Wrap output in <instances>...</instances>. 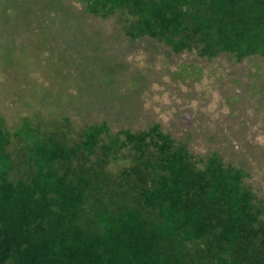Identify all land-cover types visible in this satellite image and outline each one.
<instances>
[{"label": "rangeland", "instance_id": "obj_1", "mask_svg": "<svg viewBox=\"0 0 264 264\" xmlns=\"http://www.w3.org/2000/svg\"><path fill=\"white\" fill-rule=\"evenodd\" d=\"M263 51L264 0H0V264H264V98L212 91ZM26 113L101 189L16 180Z\"/></svg>", "mask_w": 264, "mask_h": 264}, {"label": "trees", "instance_id": "obj_2", "mask_svg": "<svg viewBox=\"0 0 264 264\" xmlns=\"http://www.w3.org/2000/svg\"><path fill=\"white\" fill-rule=\"evenodd\" d=\"M248 60H250V62H248L250 66L247 72L248 75L244 77V76H240L237 72L230 71L227 73V71L225 72L222 71L224 73L220 75H224L227 73L229 77L226 78L222 77L220 78V80H218L219 78L218 76V78L215 80L216 84L214 86V89H212V91L216 93H227V96L230 97L231 99L234 98V96H239L237 93H240V95L241 93H247L244 97L248 102V104L250 106H256V103H254V101H257L256 96H258L260 99L264 98V81L260 85L259 84L255 85L252 84V80L258 78L259 76L264 79V59H257L256 57H253ZM213 71H216V69H214ZM206 88L209 90V86H206ZM222 100H224V98ZM40 103L42 104L43 101ZM238 111L239 110L233 112L231 116L239 117ZM25 118L27 119V124L22 126V130L25 135V138L24 140L22 139V143H21L22 154L25 152V161L23 163V172L19 174L18 177H16V180L32 181L34 183V186L41 190L40 193H45L47 191L55 193V191H61L58 193H62V195L66 196V198H70L69 195L70 192L69 190H67L68 187L74 188V185H77L78 182H80L78 188H83L82 193L85 195L88 194L89 190L95 191L97 189H101L100 186H102L101 182H103V180H101L100 176L95 178L96 181L94 183H89L88 177L84 179L81 176H78L77 174L74 173L72 175L77 176V178L71 177L66 179L64 175L56 174V173H55V178H53L50 175L52 172H61L62 170L54 171L52 167L48 166L51 165L50 162L43 161V154L45 151L40 146L37 139L32 135L30 129V126L33 124L40 125V121H38L37 119L39 117L30 116L29 114L26 113ZM8 124H9L8 113L5 110H0V143L4 141L7 135H10L13 132L15 134L19 132L18 130L15 131V127L13 126L9 127ZM5 148H6V144L4 143L1 144L0 159L11 160L7 155V152L4 151ZM8 167L9 166H7L2 171L0 170V175H2L8 169ZM74 169L76 170L77 173L82 172L80 168H74ZM149 169H151V172H149ZM38 170L40 171V173L37 172ZM146 171H148L149 174H151V176L156 175L155 177H157L158 175V172L154 167H147L145 171L141 170L142 173L144 172L146 173ZM24 172L29 173L27 178L21 177V175ZM5 178L7 177L2 176L1 180ZM135 178H136L135 180L138 181V178L137 177ZM128 184L133 192H138V187L136 185L132 184L131 182H129ZM158 184L159 182H155L153 180L149 185L144 187L146 188L144 190V195L146 193V190L147 192L153 194ZM8 186H9L8 184L4 185L3 191H1L3 192L2 196L9 194V192L6 190ZM92 186H96V188ZM5 202L6 201L0 200V205Z\"/></svg>", "mask_w": 264, "mask_h": 264}]
</instances>
